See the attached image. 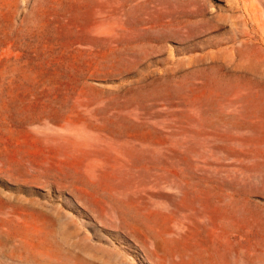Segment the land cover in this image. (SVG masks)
<instances>
[{"label": "rangeland", "instance_id": "obj_1", "mask_svg": "<svg viewBox=\"0 0 264 264\" xmlns=\"http://www.w3.org/2000/svg\"><path fill=\"white\" fill-rule=\"evenodd\" d=\"M0 264H264V0H0Z\"/></svg>", "mask_w": 264, "mask_h": 264}]
</instances>
